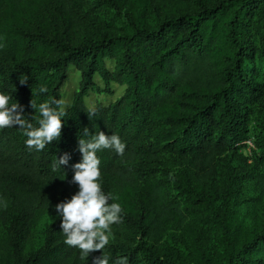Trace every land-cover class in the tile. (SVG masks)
Wrapping results in <instances>:
<instances>
[{
    "label": "trees",
    "instance_id": "obj_1",
    "mask_svg": "<svg viewBox=\"0 0 264 264\" xmlns=\"http://www.w3.org/2000/svg\"><path fill=\"white\" fill-rule=\"evenodd\" d=\"M76 1L0 0V17L12 16L8 30L16 34L0 37V91L18 102L26 119L38 126L39 104L61 99L70 64L81 70L59 140L37 151L26 146L18 126L0 129V264H95V258L81 259L80 250L65 243L55 208L79 191L72 165L82 160L80 136L91 138L84 136L85 127L93 134L115 133L125 143L123 154L113 149L97 154L104 191L113 190L123 208L121 221L140 233L134 244L118 252L95 251L96 256L107 255L109 264L120 257L128 264H264V227L243 232L239 219L240 206L251 197L248 179L256 176L264 185V170L261 176L259 171L264 123L253 142L251 166L229 161L243 156L253 113L264 99V0H132L121 33L81 40ZM42 12L50 15L52 28L27 25ZM107 57L115 58L114 69L106 66ZM97 73L105 89L111 91L116 82L126 90L111 104L90 107L85 95ZM41 86L47 92H39ZM153 123L159 130L147 136ZM167 151L187 161L183 176L169 177L178 197L154 175ZM65 152L69 163L53 171ZM138 182L140 192L131 203ZM185 199L194 204L205 238L201 229L195 232L191 250L180 242L157 243L167 223L184 216ZM246 214L254 215V209ZM43 216L48 221L40 243L27 248Z\"/></svg>",
    "mask_w": 264,
    "mask_h": 264
},
{
    "label": "rangeland",
    "instance_id": "obj_2",
    "mask_svg": "<svg viewBox=\"0 0 264 264\" xmlns=\"http://www.w3.org/2000/svg\"><path fill=\"white\" fill-rule=\"evenodd\" d=\"M117 5H112L110 3H102L101 0H77L73 4L74 13L78 18L79 24V40L84 37H90L92 35L98 34L104 36L106 34H116L123 31L124 26L131 18L130 4L135 5L132 0H117ZM40 11V10H39ZM27 16L28 13L26 12ZM12 21V16L4 15L0 17V37L4 33H10L13 37L16 36L15 33L9 32V26ZM27 25L33 29L43 28L44 30L51 27L50 15L46 12H42V16L34 21H27ZM52 28V27H51ZM106 66L110 69H114L116 60L115 58L107 57L105 59ZM81 80V70L75 65L70 64L66 76L61 80L60 93L61 99L65 101V109L70 107L72 104L76 91L79 90ZM96 85L90 88L88 93L85 95L86 104L90 107L95 106L98 102L103 104H111L119 97H121L125 90L126 85H121L114 82L112 84V90L109 91L105 89V82L102 76L97 73L95 75ZM264 123V99L261 104L256 106L255 111L252 116L251 121V141L252 143L256 140L259 133V128ZM150 129L146 130L147 136H152L151 134L159 130V126L156 123L151 125ZM257 150V149H256ZM256 150H254L253 145L248 144L242 149L243 156L238 157H228L231 165H244V167H249L253 163V158H255ZM247 156L248 159H244ZM127 162L123 167H125ZM157 172L154 174L156 178H161L163 184L170 185L169 190L172 195L180 196L178 193L176 183L170 175L183 176L184 171L187 167L186 159L180 157L172 151H167L163 154L160 161L157 164ZM254 171H256V166H253ZM264 170L263 164L260 165V176ZM152 174V171L149 170ZM263 178V177H262ZM256 176L249 178L247 181V195H251L247 202L240 206L239 219L242 226L243 232H256L262 230L264 227V185L257 182ZM141 183H135L132 187L134 196L130 197L129 201L134 203L135 198L138 197L140 192ZM108 191H111V186L108 185ZM180 192V191H179ZM112 195L114 197L115 193ZM179 199V198H178ZM114 202H118L117 198ZM184 216L173 217L166 225L163 232H161L157 238L156 242L161 245H172L177 242L182 243V246L187 249H192V242L196 239L195 232L201 229V236L205 238L204 233H202L203 224L198 222L196 216L198 212L194 209V204H188V200L184 201ZM245 206V208H243ZM254 209V215L246 214L247 210ZM48 218L43 216L40 218L38 225L36 226L33 234L28 239L26 246L27 248L32 246H38L40 240L43 236L44 229L46 227ZM201 226V227H200ZM112 237L109 244L104 248L105 253L118 252L122 245L134 244L138 241L140 237L139 231L129 227L123 221L115 223L111 226ZM0 240L4 237V232H0ZM96 252H91L87 258H96ZM95 263V261H94Z\"/></svg>",
    "mask_w": 264,
    "mask_h": 264
},
{
    "label": "clouds",
    "instance_id": "obj_3",
    "mask_svg": "<svg viewBox=\"0 0 264 264\" xmlns=\"http://www.w3.org/2000/svg\"><path fill=\"white\" fill-rule=\"evenodd\" d=\"M26 81L27 79H21L22 84ZM39 92H47L46 86H41ZM11 99L10 94L0 91V129L18 126L27 137L26 146L37 151L60 139L63 118L67 114L63 99H51L39 104L41 118L37 120L38 126L26 119L22 107L18 102L11 103ZM31 106L37 110L34 99ZM87 113L90 118L94 115ZM84 136L91 138L86 140L80 136L78 149L82 160L72 165V183L79 186V191L71 199L61 201L55 206L57 214L62 217L61 228L66 237L65 243L77 247L81 259L87 258L91 252L103 250L109 244L112 237L111 226L121 222L123 212L121 204L114 202L116 197L103 189L101 159L97 153L104 149H113L117 154H123L126 147L115 133L109 135L101 130L93 134L85 127ZM69 160L70 153L65 152L53 162V171L67 165ZM95 264H109V257L102 254L95 258ZM114 264H128L127 257L117 258Z\"/></svg>",
    "mask_w": 264,
    "mask_h": 264
},
{
    "label": "built area",
    "instance_id": "obj_4",
    "mask_svg": "<svg viewBox=\"0 0 264 264\" xmlns=\"http://www.w3.org/2000/svg\"><path fill=\"white\" fill-rule=\"evenodd\" d=\"M250 145H253V143H252V141L249 139L248 141H247Z\"/></svg>",
    "mask_w": 264,
    "mask_h": 264
}]
</instances>
